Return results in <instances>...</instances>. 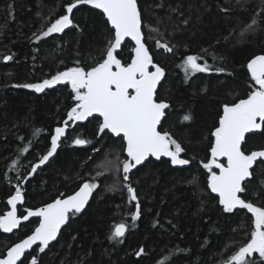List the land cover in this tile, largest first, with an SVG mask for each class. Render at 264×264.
<instances>
[{"label": "trees", "instance_id": "16d2710c", "mask_svg": "<svg viewBox=\"0 0 264 264\" xmlns=\"http://www.w3.org/2000/svg\"><path fill=\"white\" fill-rule=\"evenodd\" d=\"M137 1L146 44L154 63L165 71L157 100L169 108L160 130L179 142L186 150L182 156L193 162L174 167L167 159H150L134 169L130 181L137 189L141 216L133 222L136 202H130L126 186L123 191H108L123 185L122 165L95 178L97 171H103L105 159L127 158L119 138L109 134L100 139L99 117L85 123L70 121L54 157L29 175L50 149L51 135L64 125L75 101L70 84L42 93L17 86L50 79L76 66L78 60L91 66L110 27L105 25L106 17L88 5L79 6L74 14L83 32L69 29L37 41L33 34L39 35L65 14L67 0H0V216L9 210L8 200L18 184L25 196L18 208L22 216L28 209L73 194L85 181L99 185L89 206L70 219L50 250L40 253L36 247L24 264H31L33 257L41 264H165L170 256L171 264H222L250 238L251 213L246 209L223 212L219 198L208 188V171L200 161L211 158V132L219 124L223 104L246 98L254 83L247 64L264 54V31L243 39L239 33L264 10V0ZM184 19L189 23L184 24ZM154 28L159 32L151 31ZM157 42L168 44L173 52L157 47ZM133 47L127 40L118 57L130 62ZM189 54L203 56L213 68L225 71L186 77L182 63ZM9 55L12 59L5 60ZM189 114L191 120L184 121ZM76 138L90 143L76 145ZM245 147L248 153L264 148V135H249ZM255 168L249 195L242 198L259 206L261 201L253 199L252 193L264 181V168ZM194 177L198 182L190 183ZM38 222L31 219L11 235L0 229V255L32 233ZM121 222L127 225L125 236L110 238ZM141 248L143 254L135 255ZM253 257L259 260L258 253Z\"/></svg>", "mask_w": 264, "mask_h": 264}, {"label": "snow or ice", "instance_id": "6c2138e0", "mask_svg": "<svg viewBox=\"0 0 264 264\" xmlns=\"http://www.w3.org/2000/svg\"><path fill=\"white\" fill-rule=\"evenodd\" d=\"M82 5L102 10V15L106 17L105 25H110L106 28L103 47L98 49V56L93 58L94 63L91 66L85 63L82 66L78 60L76 66L57 72L50 79L17 85L42 93L61 83L70 84L75 101L67 113L64 125L56 127L54 134L51 135L50 149L31 167L29 175L34 174L54 157L70 121H85L98 114L99 118H102L97 129L100 139L109 134L119 138L124 142L122 147L127 158L123 161L105 159L101 165L103 171H97L95 178L105 173H114L120 170L122 165L123 185L116 184L108 191H123L126 186L130 202H136L135 211L131 214V220L135 222L141 216V207L137 189L131 185L132 171L137 169V166H143L150 157L157 160L168 157L173 166H187L193 161L182 158V154L186 155L185 148L168 132L159 130L162 118L165 117V110L169 108L168 103L158 102L156 98L157 86L165 76V71L154 63L146 46L142 31V15L137 0H67L64 4L65 14L55 18L54 22L39 35L34 33L35 39L39 41L52 34L64 33L69 28L83 32L84 29L76 22L74 14ZM183 23L188 24L189 20L184 19ZM262 26L264 10L258 12L239 36L243 39L246 35L264 31ZM151 31L159 32V29L154 28ZM126 38L135 42L130 62L118 58V50L125 46ZM156 46L173 52V48L168 44L160 45L157 42ZM4 59L11 60L12 56H5ZM182 68L189 78L196 73L225 71L222 67L213 68L203 56L192 54L183 59ZM247 68L254 82L251 90L246 98L223 104L219 124L211 132L214 138L210 145L211 158L207 162L200 161L202 167L208 171V188L211 193L218 195V203L222 206L223 212L234 214V210L246 209L251 213L254 225L247 243L240 246L228 260L222 261V264H264V181H261V187L252 193L253 199L261 201L259 206L252 200L242 198L249 195L252 184L250 178L254 177L256 172L254 166L264 168V149L248 153L245 147L246 134H256L254 130H261L259 134L264 135V55L252 58ZM191 118L189 114L185 115L183 120L189 121ZM39 131L35 130L34 135ZM73 143L84 145L90 142L76 138ZM23 151L26 152L28 149L25 148ZM94 152H100V149H94ZM13 164H16V161H13ZM214 169H218V172ZM197 182V177L190 181ZM98 187L96 182L85 181L74 194L66 198H56L35 210L28 209L26 215L18 218L17 203L23 201L22 188L18 184L15 194L8 200L11 211L0 216V229L11 233L21 224V219L29 221L30 217H38L39 223L31 235L9 247L6 254L0 255V264H24L35 251L34 245L39 248L40 253L50 250V244L57 240L62 226L83 211ZM126 229L127 225L124 222L115 225L110 238H123ZM143 252L144 249L141 248L135 255L141 256ZM254 253L259 254V260L253 257ZM171 259L170 256L165 264H171ZM31 264H41V261L33 257Z\"/></svg>", "mask_w": 264, "mask_h": 264}, {"label": "water", "instance_id": "95a60500", "mask_svg": "<svg viewBox=\"0 0 264 264\" xmlns=\"http://www.w3.org/2000/svg\"><path fill=\"white\" fill-rule=\"evenodd\" d=\"M137 4H138V1H137ZM88 6H90V5H88ZM90 7H92V6H90ZM138 7H139V4H138ZM139 9H140V8H139ZM97 10H99V9H97ZM99 11L102 12V10H99ZM141 15H142V14H141ZM142 25H143V22H142ZM69 29H71V28H69ZM69 29H66L65 31H67V30H69ZM142 31H143V33H144L143 27H142ZM144 37H145V35H144ZM127 40H130V38H126V41H127ZM131 42L133 43V45L135 44L134 41H131ZM146 46L148 47L147 44H146ZM148 49H149V47H148ZM120 51H121V49L118 50L119 53H120ZM149 52H150V49H149ZM150 54H151V52H150ZM151 55H152V54H151ZM261 55H264V54H261ZM152 57H153V56H152ZM118 58H119V57H118ZM158 65H159V64H158ZM159 66H160V65H159ZM150 70H154V69H151V68H150ZM164 77H165V76H164ZM164 77L162 78L161 82L163 81ZM161 82H160V83L158 84V86H157V91H158V89H159V86H160ZM61 85H67V84H65V83H61V84L56 85V86H61ZM156 98H157V93H156ZM157 101H158V100H157ZM158 102H159V101H158ZM166 110H167V109H166ZM166 110H165V115H166ZM93 117H99V116H98V114H94ZM93 117H89V118H88L87 120H85V121H76V122H74V123H75V124L78 123V122L85 123V122H87L89 119H91V118H93ZM101 119H102V118H101ZM163 119H164V118H162V121H163ZM159 130H160V129H159ZM254 131H255L256 133H260L261 130H254ZM249 135H251V134H246V138H247ZM113 136H114V135H113ZM114 137H115V136H114ZM262 149H264V148H262ZM258 150H261V149H258ZM254 151H256V150H254ZM54 155H55V154H54ZM52 158H53V157H52ZM52 158H50V160H51ZM182 158H185V157L182 156ZM150 159H154V160H156V161H159V160H161V159H167V160L170 161V158H168V157H161L159 160H157L155 157H150L149 160H150ZM185 159H186V158H185ZM50 160H49V161H50ZM149 160H148V161H149ZM49 161H48V162H49ZM48 162H46V164H47ZM146 162H147V161H146ZM146 162H145V163H146ZM145 163H144V164H145ZM46 164H45V165H46ZM144 164H143V165H144ZM45 165H42L41 167H43V166H45ZM172 166H173V165H172ZM187 166H188V165H187ZM41 167H40V168H41ZM138 167H140V166H137V168H138ZM174 167H185V166H179V165H177V166H174ZM254 167H256V166H254ZM38 169H39V168H38ZM38 169H37V170H38ZM250 179H251V178H250ZM78 190H79V189H78ZM78 190H77V191H78ZM73 194H74V193H73ZM213 194H214L215 196L218 197L217 194H215V193H213ZM70 195H72V194H70ZM94 195H95V191L93 192V195L90 197L88 204L85 206V208H84L83 210H85V209L89 206V204L91 203V201H92ZM68 196H69V195H68ZM66 197H67V196H65V197H58V198H66ZM24 202H25V196L23 195V201L17 203V217H18V218H22V216H21L20 213H19V209H18V208H19V206L23 205ZM50 203H51V202H50ZM38 208H39V207H38ZM35 209H36V208H35ZM35 209H33V210H35ZM9 211H11V205H10V204H9V210L6 212V214H7ZM6 214H5V215H6ZM26 214H27V212H26ZM26 214H24V215H26ZM31 219H39V218H38V217H30L29 220H31ZM27 222H28V221H23V220L21 219V224L18 226V228H19L22 224L27 223ZM66 225H67V224H66ZM66 225L62 226L61 231H62V229H63ZM37 226H38V224H37ZM18 228H17V229H14L13 232H11V233H6V232H5V233H6V234H9V235L14 234V233L18 230ZM126 230H127V229H126ZM60 233H61V232H60ZM60 233H59V235H60ZM29 235H31V234H29ZM59 235H58V237H57V240H58V238H59ZM26 237H27V236H26ZM26 237H24V238H26ZM24 238H22V239H24ZM57 240H56V241H57ZM19 241H20V240H19ZM19 241H17L16 243H18ZM56 241L51 242V244L54 243V242H56ZM37 243H39V242H37ZM14 244H15V243H14ZM14 244H13V245H14ZM13 245H12V246H13ZM33 247H34V249H35L37 246L34 245ZM6 251H7V250H6ZM29 251H32V250H29ZM5 254H6V252H5ZM22 259H23V257H22Z\"/></svg>", "mask_w": 264, "mask_h": 264}, {"label": "bare ground", "instance_id": "6f19581e", "mask_svg": "<svg viewBox=\"0 0 264 264\" xmlns=\"http://www.w3.org/2000/svg\"><path fill=\"white\" fill-rule=\"evenodd\" d=\"M101 119V118H100ZM154 160V159H153ZM222 162H224V161H222ZM23 194V193H22ZM24 195V194H23ZM35 209V208H34ZM39 223V222H38ZM31 234V233H30Z\"/></svg>", "mask_w": 264, "mask_h": 264}, {"label": "rangeland", "instance_id": "374dc122", "mask_svg": "<svg viewBox=\"0 0 264 264\" xmlns=\"http://www.w3.org/2000/svg\"><path fill=\"white\" fill-rule=\"evenodd\" d=\"M215 171H218V169H214ZM22 216V215H21Z\"/></svg>", "mask_w": 264, "mask_h": 264}]
</instances>
